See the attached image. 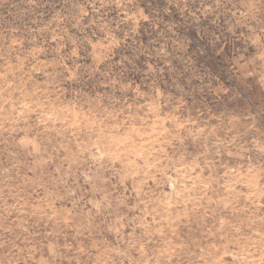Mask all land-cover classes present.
I'll list each match as a JSON object with an SVG mask.
<instances>
[{
    "label": "rangeland",
    "instance_id": "1",
    "mask_svg": "<svg viewBox=\"0 0 264 264\" xmlns=\"http://www.w3.org/2000/svg\"><path fill=\"white\" fill-rule=\"evenodd\" d=\"M0 264H264V0H0Z\"/></svg>",
    "mask_w": 264,
    "mask_h": 264
}]
</instances>
